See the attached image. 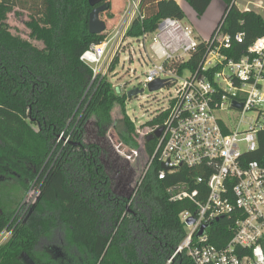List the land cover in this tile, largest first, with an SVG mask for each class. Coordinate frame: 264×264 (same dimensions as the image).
Returning <instances> with one entry per match:
<instances>
[{
  "label": "trees",
  "instance_id": "1",
  "mask_svg": "<svg viewBox=\"0 0 264 264\" xmlns=\"http://www.w3.org/2000/svg\"><path fill=\"white\" fill-rule=\"evenodd\" d=\"M183 1L198 19L212 2ZM221 1L224 11L210 36L218 30L232 38L243 33V42L228 53L237 58L264 35V20L254 10L240 11L237 0ZM16 4L0 0V185L14 182L22 194L36 187L38 195L27 209L0 207V233L12 229L0 246V264H22V254L35 264H194L185 253L168 263L186 236L179 214L193 207L186 200L171 202L167 192L177 183L198 188L194 170L182 168L161 181L154 163L130 195L116 189V179L123 178L114 176L115 170L121 173L116 159L107 162L106 137L113 131L121 145L135 150L138 133L126 114V94L104 77L93 80L91 68L80 61L106 37V31H88V0L21 1L18 8L29 12L28 40L7 23ZM104 4L109 21L110 0ZM139 13L143 19L133 20L129 38L154 33L165 18L185 19L176 0H140ZM205 52L201 41L179 71L197 70ZM116 106L120 119L113 118ZM161 124L159 116L143 126ZM257 141L247 159L264 166V132ZM154 148L155 141L144 142L146 161ZM231 224L227 218L213 222L206 232L209 243L222 248L232 236Z\"/></svg>",
  "mask_w": 264,
  "mask_h": 264
},
{
  "label": "built area",
  "instance_id": "2",
  "mask_svg": "<svg viewBox=\"0 0 264 264\" xmlns=\"http://www.w3.org/2000/svg\"><path fill=\"white\" fill-rule=\"evenodd\" d=\"M139 2L126 0L119 23L99 44H92L80 61L91 68L93 80L102 79L113 60L126 49L129 51L133 41L145 50L151 37V55L146 52L149 69L142 88L155 80L165 81L159 91L175 88L167 106L155 116L162 117L161 126L145 128L138 141L140 148L124 152L114 148L124 162L136 163L144 152L145 138L161 129L160 136L153 140L155 148L139 183L154 163L159 165L157 178L161 181L182 168L197 173L193 184L198 188L190 190L187 182L167 189L171 202L186 200L193 207L192 211L179 214L186 236L168 263L185 253L194 264H264V166L247 159V154L257 150L258 133L264 132V35L237 58L228 53L235 43L243 42V33L232 38L218 30L200 40L189 25L172 18L161 20L154 33L132 39L127 32L133 20L143 19ZM201 41L206 52L198 69L184 66L179 71L178 66L188 62ZM184 73L188 76L177 84ZM117 93L127 94L124 88ZM233 103L240 108H233ZM226 109L240 115L235 130L217 117L218 112ZM248 114L252 117L247 118ZM241 124L245 129H240ZM163 164L167 171L162 169ZM35 200L24 204L26 209ZM220 218L231 221L232 236L222 248H217L209 243L206 232ZM188 220L193 223L188 225ZM202 226H206L204 234L198 236ZM11 233L8 227L0 233V246Z\"/></svg>",
  "mask_w": 264,
  "mask_h": 264
},
{
  "label": "rangeland",
  "instance_id": "3",
  "mask_svg": "<svg viewBox=\"0 0 264 264\" xmlns=\"http://www.w3.org/2000/svg\"><path fill=\"white\" fill-rule=\"evenodd\" d=\"M23 0H16V8L14 9V13L17 12V15L12 13L7 18V23L11 29V32L23 39H29L28 34L29 31L25 27V22L28 20L29 12L27 10H22L18 8L20 2ZM185 6L186 3L183 0H180ZM22 8L28 9V4L25 5L23 3ZM250 4V3H249ZM237 5L241 8H253L252 5H248L247 0H237ZM112 6L114 9H126L127 3L126 0H112ZM122 9V10H123ZM107 12L100 14V19L106 25V35L109 34L113 30V26L107 20ZM189 17V13H188ZM214 19V9H212L208 16L204 17L202 20L199 21L200 26V33L204 37H207V33L209 32L210 25ZM187 23V22H186ZM201 40V39H200ZM35 45L37 43L33 42ZM152 43L151 37L146 41L145 50L139 46V43L133 41L130 44V50L126 49L125 52L119 54V58L113 60L111 63L112 69L109 68L108 73L105 75L104 78L111 83L117 91L124 88V92L127 93L133 89H141L143 92L136 97H133L130 100H127L125 105L126 114L130 120L133 121L136 130L138 131L137 140L139 141L140 135L145 130L146 127L144 125L152 120L162 109L167 106L168 99L175 94V88H164L162 91L150 92L148 88H142V82L145 78V74L149 69V63L147 61L148 57L147 54L151 55L149 52V45ZM116 61V62H115ZM105 62V60H104ZM115 62V63H114ZM107 64V63H106ZM188 73H184L180 79H177V84L180 83ZM100 79V78H98ZM97 79V80H98ZM239 116L236 113L232 112L231 110H222L217 113V117H219L225 124L228 126L230 130H235L238 126ZM247 118L252 117L251 115H245ZM122 117L120 109L116 106L113 112V118L120 119ZM139 127V128H138ZM240 129H245L243 124L240 125ZM107 144H106V151L109 154L108 163H113L114 158L117 161V165L120 167L121 173H117L114 171V176H122L123 181H120L123 185H126V188H122L121 184H119L118 178L116 179V183L119 185L118 191L125 195H130L136 185L139 183L141 179V174L143 173V168L146 164V155L144 152H141L140 159L136 163H129L127 164L122 160V158L118 157L116 154L115 147H119V150L124 152L127 151V147L120 144L118 138L116 137L113 131H110L106 137ZM139 144V143H138ZM140 148V147H139ZM121 187V189H120ZM0 207L4 210H13L17 207L22 205L31 204L34 201V198L38 195V190L36 187H32L27 193H23L20 187L14 183H6L0 185ZM7 199V200H5Z\"/></svg>",
  "mask_w": 264,
  "mask_h": 264
},
{
  "label": "water",
  "instance_id": "4",
  "mask_svg": "<svg viewBox=\"0 0 264 264\" xmlns=\"http://www.w3.org/2000/svg\"><path fill=\"white\" fill-rule=\"evenodd\" d=\"M105 0H88V3L90 7L92 8L89 19H88V31L92 35H99L105 32L106 25L105 23L100 19V14L106 12L107 6L104 4ZM165 86V81L163 80H155L152 83H149L147 88L150 92H156L162 89ZM143 90L139 89H133L127 92V100L132 99L133 97L138 96L141 94ZM233 108L238 109L240 106L237 103H233ZM161 129H157L152 134L148 135L145 138L146 142H150L154 138H158L161 134ZM163 170H168V167L166 164L162 165ZM130 197V196H129ZM193 223L192 220H188L187 224L191 225ZM206 226H202L198 236H202L204 234ZM20 260L22 264H35L26 254H22L20 256Z\"/></svg>",
  "mask_w": 264,
  "mask_h": 264
},
{
  "label": "crops",
  "instance_id": "5",
  "mask_svg": "<svg viewBox=\"0 0 264 264\" xmlns=\"http://www.w3.org/2000/svg\"><path fill=\"white\" fill-rule=\"evenodd\" d=\"M177 3L180 5V7L182 8V10L184 11L185 14V19L182 21L183 24L185 25H189L195 35L201 39V40H206L207 38L210 37L212 31L214 30V28L216 27L218 21L220 20L223 11H224V4L221 0H212L210 6L208 7L207 11L205 12V14L201 17V18H197L195 13L191 10V8L187 5L185 6L183 3L180 2V0H176ZM111 3V10L110 12L113 15V19L109 20V23L111 24V26H116L120 19L121 16L123 15L124 9H120V10H116L114 9V7L112 6V0H110ZM248 5H252L253 8L249 9V10H254L256 13H258L264 20V0H247ZM250 3V4H249ZM236 5H237V1H236ZM237 7L239 8L240 11H248V8H244L241 9L238 5ZM214 9V19L210 25V29L209 32L207 33V37H204L202 35V33H200V26H199V21L202 20L204 17L208 16V13ZM188 13H189V17H188ZM187 22V23H186Z\"/></svg>",
  "mask_w": 264,
  "mask_h": 264
},
{
  "label": "flooded vegetation",
  "instance_id": "6",
  "mask_svg": "<svg viewBox=\"0 0 264 264\" xmlns=\"http://www.w3.org/2000/svg\"><path fill=\"white\" fill-rule=\"evenodd\" d=\"M154 140V139H153ZM153 140H151V141H153Z\"/></svg>",
  "mask_w": 264,
  "mask_h": 264
}]
</instances>
